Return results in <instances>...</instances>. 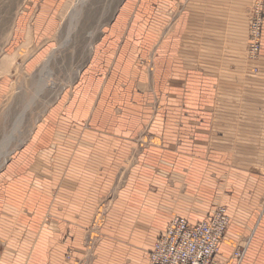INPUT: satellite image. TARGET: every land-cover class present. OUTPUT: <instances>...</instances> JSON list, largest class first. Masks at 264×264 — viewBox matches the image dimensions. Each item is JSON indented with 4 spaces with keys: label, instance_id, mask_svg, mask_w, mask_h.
Returning <instances> with one entry per match:
<instances>
[{
    "label": "crops",
    "instance_id": "crops-1",
    "mask_svg": "<svg viewBox=\"0 0 264 264\" xmlns=\"http://www.w3.org/2000/svg\"><path fill=\"white\" fill-rule=\"evenodd\" d=\"M176 1L124 0L113 7L78 80L0 166V264H150L157 238L174 217L196 224L219 201L233 219L216 260L264 264V109L256 113L264 108V23L255 74L252 61L237 50L248 40L253 0H191L166 33ZM64 2L25 1L15 36L25 41L33 26L38 41L54 37ZM144 15L151 17L145 33ZM140 35L150 47L162 37L151 81L135 66L138 44L132 42ZM145 81L150 89L141 93ZM223 104L233 108L227 143H236L234 128L241 134L246 123L237 109L242 105L252 111L244 135L258 143L238 151L258 158L244 156L233 171L219 165L223 133L213 110ZM202 106L209 111L202 113ZM143 129L163 141L140 153L146 163L138 155ZM227 152L235 153L234 145ZM124 169L126 188L114 199L93 250L92 218L108 189L123 186ZM240 189L243 211L234 216ZM239 246L245 249L241 261L234 258Z\"/></svg>",
    "mask_w": 264,
    "mask_h": 264
},
{
    "label": "rangeland",
    "instance_id": "rangeland-1",
    "mask_svg": "<svg viewBox=\"0 0 264 264\" xmlns=\"http://www.w3.org/2000/svg\"><path fill=\"white\" fill-rule=\"evenodd\" d=\"M25 1L28 2L29 0H0V86L3 83L4 87L0 97V166L3 165L4 158L7 159L8 155L16 147L23 145L28 140L37 124L38 118L45 113L51 102L65 88L78 80L82 69L90 59V56L92 57L93 55L94 40L99 32L101 23L109 20L114 14L113 7L115 8L116 5L124 0H85L84 3L75 9L76 0H65L64 8L60 9L58 13L61 25L54 37L38 41L34 34V27L31 26L26 40L21 42L15 36V22L20 7ZM190 1L177 0L174 7L169 10L170 22L168 21L164 27L166 33H169L170 28L182 17ZM252 4L247 10L249 20ZM150 18L144 15L140 22V25L143 24L140 27L145 29L144 33L150 28V26H147L151 21ZM162 34H164L163 31ZM248 35V40L242 43L237 50L240 49L245 59L252 61V70L256 74L259 72L257 61L260 58V53L257 56H253L250 53L252 45L250 24ZM138 37L137 42H132L133 44H138L135 66L147 75L148 81H151L156 70V57L162 43V37L160 42H155V45L151 47L142 38V35ZM260 41L259 52H261L262 37ZM140 86H145V88L139 89V92H149L150 82L145 81ZM208 108V106H202L200 109L202 113H206L209 111ZM237 109H242L241 114L246 117V123L242 124L243 130L241 134H238L237 127L234 128L235 144L232 142L227 143V135L232 132V128H230L232 125L226 119L228 112H232L233 108H228V106L226 108V105L223 104L220 106V110H216L215 107L213 110V112L220 114L221 126L218 129L224 135L219 138L222 141L221 147L223 149V154H220L219 165L223 166L224 169L227 167L229 171H233L237 166L241 168L244 156L253 161V157L256 160L259 155L257 152L253 155L238 153L242 146L243 149L248 150L250 146H257L258 143L255 139L246 138L244 135L247 128L246 125L249 124L248 120L250 115H252L251 108L242 105V107L238 106ZM259 109L264 108L257 107V114ZM188 111L189 109L186 110V112ZM257 123L255 121L254 124L257 125ZM162 142L160 137L151 135L146 129H143V132L138 137L140 163L146 161L141 158L142 155L140 153L151 147L160 148ZM229 145H234L235 153L230 154L231 152H227ZM176 157L179 158V155L177 154ZM163 159L164 157L160 156L154 164H160L159 162H162ZM141 166L143 167L142 170L147 167L146 164ZM223 168H219L220 172ZM155 170L157 172L158 168H155ZM127 178L128 171L124 169L119 177V184L123 183V186L116 185L109 188L107 197L98 203L89 227V247L93 248L95 246L98 232L107 223L114 199L121 188H126ZM235 194L238 197V201L233 205V208H237L234 216H238L243 211L242 189L235 192ZM223 207L222 201H219L213 211L223 209L226 213V208ZM226 215L230 218V221L233 219L232 214L226 213Z\"/></svg>",
    "mask_w": 264,
    "mask_h": 264
},
{
    "label": "built area",
    "instance_id": "built-area-1",
    "mask_svg": "<svg viewBox=\"0 0 264 264\" xmlns=\"http://www.w3.org/2000/svg\"><path fill=\"white\" fill-rule=\"evenodd\" d=\"M263 23L264 1L254 0L249 20L253 56L260 53ZM229 224L230 218L222 209L196 224H191L187 218L175 217L157 238L150 253V264H222L216 260V255ZM244 254L245 249L238 247L234 258L241 261Z\"/></svg>",
    "mask_w": 264,
    "mask_h": 264
},
{
    "label": "bare ground",
    "instance_id": "bare-ground-1",
    "mask_svg": "<svg viewBox=\"0 0 264 264\" xmlns=\"http://www.w3.org/2000/svg\"><path fill=\"white\" fill-rule=\"evenodd\" d=\"M84 1H85V0H76V2H75V6H74V9H75V8H78V7L80 6V4L84 3ZM46 67H47V66H46ZM5 160H6V158H4V162H5ZM4 162H3V163H4ZM223 208H224V207H223ZM222 210H223V209H222ZM210 216H211V215H210ZM210 216H209V217H210Z\"/></svg>",
    "mask_w": 264,
    "mask_h": 264
}]
</instances>
